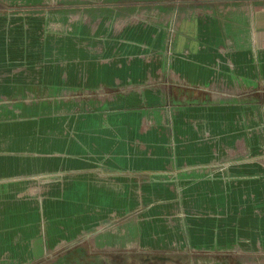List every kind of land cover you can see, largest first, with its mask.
Returning <instances> with one entry per match:
<instances>
[{
  "label": "crops",
  "instance_id": "crops-1",
  "mask_svg": "<svg viewBox=\"0 0 264 264\" xmlns=\"http://www.w3.org/2000/svg\"><path fill=\"white\" fill-rule=\"evenodd\" d=\"M64 1L0 0V264L264 251V0Z\"/></svg>",
  "mask_w": 264,
  "mask_h": 264
},
{
  "label": "rangeland",
  "instance_id": "rangeland-1",
  "mask_svg": "<svg viewBox=\"0 0 264 264\" xmlns=\"http://www.w3.org/2000/svg\"><path fill=\"white\" fill-rule=\"evenodd\" d=\"M128 1L136 2L138 4H132L129 6H121L119 7V3H126ZM146 1H154V0H65L64 3L78 5L85 9H89L90 11L95 10H104L115 13V15L119 17H124L130 15L135 8H140L148 4H145ZM164 1V0H163ZM166 1V0H165ZM144 4V5H143ZM264 146V145H263ZM260 148L259 151V162L264 165V147ZM107 247V246H105ZM188 249H185V252L166 254L163 251L154 252L153 256L149 255L146 252H137L134 255L128 256L123 251H114V252H103L106 254H112L115 258V264H229L232 262L235 263L236 258L230 256L231 254L237 255L238 252H228L227 255L224 254V250H205L200 252L199 255H187ZM216 251L215 253H212ZM146 253V254H145ZM229 253H231L229 255ZM237 253V254H236ZM244 262L242 264H264V251H249L245 253L243 256ZM227 259H232L228 260ZM53 264V263H52ZM58 264H66L64 261L58 262Z\"/></svg>",
  "mask_w": 264,
  "mask_h": 264
},
{
  "label": "trees",
  "instance_id": "trees-1",
  "mask_svg": "<svg viewBox=\"0 0 264 264\" xmlns=\"http://www.w3.org/2000/svg\"><path fill=\"white\" fill-rule=\"evenodd\" d=\"M184 1H189L191 3L199 4V3L209 2L210 0H184ZM144 3L148 5H156V4L163 3V0L146 1ZM125 4L132 5L134 4V2L129 1V2H126Z\"/></svg>",
  "mask_w": 264,
  "mask_h": 264
},
{
  "label": "built area",
  "instance_id": "built-area-1",
  "mask_svg": "<svg viewBox=\"0 0 264 264\" xmlns=\"http://www.w3.org/2000/svg\"><path fill=\"white\" fill-rule=\"evenodd\" d=\"M238 150H239V152H240V153H242V154H245V153H246V150H245V149H243V148H238ZM259 157H260V155H259V156H257V158H256V159H259Z\"/></svg>",
  "mask_w": 264,
  "mask_h": 264
}]
</instances>
